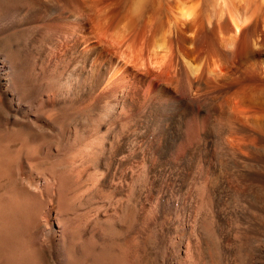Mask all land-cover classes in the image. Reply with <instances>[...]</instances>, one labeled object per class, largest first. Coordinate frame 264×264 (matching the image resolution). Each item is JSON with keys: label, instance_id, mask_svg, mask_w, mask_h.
<instances>
[{"label": "bare ground", "instance_id": "obj_1", "mask_svg": "<svg viewBox=\"0 0 264 264\" xmlns=\"http://www.w3.org/2000/svg\"><path fill=\"white\" fill-rule=\"evenodd\" d=\"M4 175L0 264H264V0H0Z\"/></svg>", "mask_w": 264, "mask_h": 264}, {"label": "rangeland", "instance_id": "obj_2", "mask_svg": "<svg viewBox=\"0 0 264 264\" xmlns=\"http://www.w3.org/2000/svg\"><path fill=\"white\" fill-rule=\"evenodd\" d=\"M5 177H6V178H5ZM10 177H12V179H11ZM10 177L4 175L3 177L0 178V183H1V185H0V189H1L2 187L12 185V183H16V182H15L16 177H13V176H10ZM49 261H50V260H49ZM50 264H53V263L50 261Z\"/></svg>", "mask_w": 264, "mask_h": 264}]
</instances>
